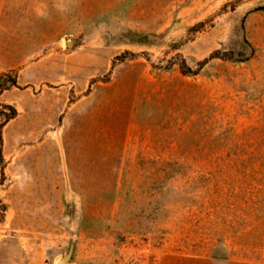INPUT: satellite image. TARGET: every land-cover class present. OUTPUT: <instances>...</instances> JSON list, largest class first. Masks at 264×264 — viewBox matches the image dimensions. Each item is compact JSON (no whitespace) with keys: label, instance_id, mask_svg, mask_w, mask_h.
I'll return each instance as SVG.
<instances>
[{"label":"rangeland","instance_id":"1","mask_svg":"<svg viewBox=\"0 0 264 264\" xmlns=\"http://www.w3.org/2000/svg\"><path fill=\"white\" fill-rule=\"evenodd\" d=\"M66 255L264 264V0H0V264Z\"/></svg>","mask_w":264,"mask_h":264},{"label":"water","instance_id":"2","mask_svg":"<svg viewBox=\"0 0 264 264\" xmlns=\"http://www.w3.org/2000/svg\"><path fill=\"white\" fill-rule=\"evenodd\" d=\"M69 258H70V255H66V256L62 257V258L59 260V263H58V264H67L68 261H69Z\"/></svg>","mask_w":264,"mask_h":264},{"label":"trees","instance_id":"3","mask_svg":"<svg viewBox=\"0 0 264 264\" xmlns=\"http://www.w3.org/2000/svg\"><path fill=\"white\" fill-rule=\"evenodd\" d=\"M15 112V111H14ZM7 117H10V118H12V117H14V115H10V116H7Z\"/></svg>","mask_w":264,"mask_h":264}]
</instances>
